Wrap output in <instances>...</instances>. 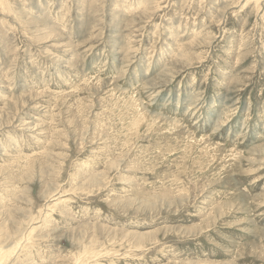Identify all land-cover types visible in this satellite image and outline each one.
I'll return each mask as SVG.
<instances>
[{
	"label": "rangeland",
	"instance_id": "1",
	"mask_svg": "<svg viewBox=\"0 0 264 264\" xmlns=\"http://www.w3.org/2000/svg\"><path fill=\"white\" fill-rule=\"evenodd\" d=\"M0 264H264V0H0Z\"/></svg>",
	"mask_w": 264,
	"mask_h": 264
}]
</instances>
